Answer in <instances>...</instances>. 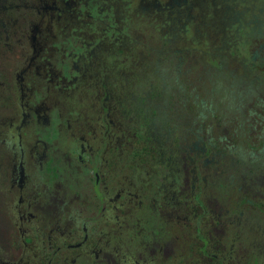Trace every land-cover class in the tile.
Wrapping results in <instances>:
<instances>
[{"label":"rangeland","instance_id":"1","mask_svg":"<svg viewBox=\"0 0 264 264\" xmlns=\"http://www.w3.org/2000/svg\"><path fill=\"white\" fill-rule=\"evenodd\" d=\"M0 2L3 5L0 38L10 45H22L23 58L14 76L16 90L18 79L23 76L35 51L33 35L38 26L48 22L53 27L57 23L60 25L53 30L57 38H52V43L48 45L62 47L52 55L51 61L58 58L70 60L75 71L72 75L75 76L65 81L55 79L51 87L64 91L57 92V108L64 119L77 118L73 123L77 127L67 131L69 137L62 142L52 144L53 141H50L47 150L54 159L62 156L63 151H71L74 145L71 134L75 133L78 135L76 144L84 145L80 156L86 160L83 164L87 169L92 154L95 151L99 153L106 144L125 158L138 147L133 135L136 132L147 135L160 151H165L162 158L168 163L169 110H184L186 90L188 94L202 92L207 100L212 97L211 92L216 96L221 90L227 91L225 105L234 110L239 97L234 79L244 71L252 74L244 64L252 61L253 56L257 59L264 57V0H67V4L63 5L67 12L61 13L59 19L54 10L55 0ZM69 47H75L73 53L67 51ZM66 53L68 57H65ZM232 54L239 56L237 60L240 61H235ZM54 69L56 74L58 70ZM38 70L33 69L34 72ZM39 72L43 71L40 69ZM228 75L231 76L229 79ZM257 76L254 71L251 77L255 79ZM188 79L190 84H187ZM218 79L223 82L219 83ZM106 93L110 97L104 107ZM7 97L0 81V106ZM208 101L205 100L204 105L211 108ZM18 113L13 118L0 116V171L5 172L4 176L1 175V184L10 191L18 189L21 179L18 165L20 152L15 139L21 123V107ZM258 121L260 123L261 120ZM176 124L181 126L180 121L172 118L170 125ZM44 128H29V132L39 130L47 133L49 128ZM108 132L111 136L107 137ZM24 134L28 135V132ZM60 134L64 135L63 128ZM252 141L255 144V139ZM205 143L196 144L197 151L204 152ZM24 147L28 148L25 144ZM215 148H218L217 143ZM38 152H42L41 146ZM109 157H113L112 151ZM103 158H106L105 154ZM205 163L208 165L210 161ZM123 165L122 172L111 176V182L126 192L117 190L121 193L114 198L116 201L109 203L104 217L97 214L96 204L79 203L57 216L59 220L55 224L46 219L45 223L50 228L55 226L47 239L37 214L29 218L28 213L34 212V209L28 208L29 212H26L25 202L16 196L10 204L9 213L18 229L15 246L19 250H16V255H20L15 260L12 257L3 259V264H46L52 251L49 242L56 243L54 248L59 242L79 241L87 219H90L87 223L88 245L81 251H63L60 264H90L91 260L92 264V258L98 256L103 248L113 252L112 247L116 245L120 248L115 254L129 258L125 264H136L130 261L136 249L133 242L119 237L126 236L127 231H141L136 214L140 212V218L146 214L138 205L140 199L128 194L135 191L130 184L135 181V162L126 160ZM148 169L149 166H146ZM30 177V184L42 186L35 171ZM167 187L168 182L165 181L155 191L158 189L161 198L168 197L166 201L169 204L173 202V194ZM225 197H229L225 190L221 197L210 195L213 205L209 204L210 214L203 219L198 209L192 213L184 208L174 210L171 209L173 203L168 209H157L153 213L156 214L153 226L162 238L168 237V260L161 263L157 256L148 264H207V253L218 254L221 257L219 264H236L239 258L243 264H264L262 224L257 226L252 222L243 226L238 217L239 210H243L240 202L235 203L234 197ZM50 203L53 204L52 201ZM260 204L264 205V200ZM227 205L234 209L230 214L227 213ZM39 207L43 211V206ZM120 207L128 211L126 216L120 217ZM235 209L239 210L232 216ZM126 219L127 226L124 227Z\"/></svg>","mask_w":264,"mask_h":264},{"label":"flooded vegetation","instance_id":"2","mask_svg":"<svg viewBox=\"0 0 264 264\" xmlns=\"http://www.w3.org/2000/svg\"><path fill=\"white\" fill-rule=\"evenodd\" d=\"M66 2L67 0H55L53 3L58 19L61 18V13L67 12V8L63 9ZM2 7L0 2L1 16ZM55 27L60 28V25L57 23ZM55 27L48 22L39 25L34 32L35 51L23 71V76L18 79L17 90L14 76L23 58L22 45L20 43L10 45L0 38L1 89L8 96L0 106V116L13 118L18 116L19 107L22 111L21 123L17 127L15 136L20 152L18 165L21 179L18 189L5 190L1 184V175L4 176L5 172L0 171V264H3V259L12 257V260H15L17 255H20V253L16 255L18 249L15 246L19 235L18 229L9 213L10 204L16 196H20L25 202L26 212H29L28 208L34 209V212L28 213L29 218L36 217L37 214L41 222L40 228L47 239L55 229L52 227L55 226L51 229L45 223L46 219L49 218L55 224L56 220H59L57 216L67 209L70 211L74 205L79 203L96 204L97 214L104 217L109 203L116 201L114 198L119 196L120 191L126 192L125 189H118L111 182V176L122 172L126 160L135 162L136 172L135 181L132 180L130 183L135 191L128 194L140 199L138 205L141 210H145L146 214L141 218L140 212L136 214L141 231L137 233L127 231L126 236L119 237L133 242L132 245L136 248L130 261L136 264H148L159 256L161 263H167L168 237L162 238L160 232L156 231L153 226L156 215L153 213H156L157 209L160 211L168 209L173 203L171 209L174 210L184 208L192 213L198 209V214L203 219L210 214L209 204L213 205L212 200H209L210 195L221 197L224 190L229 194V197L225 198L234 197L235 203L240 202V207H243V210L238 209L240 211L238 217L242 220L243 226H248L252 222L257 226L262 224L261 228L264 231V205L260 204V201L264 200V78L262 76L264 75V57L257 59L253 56L252 61L244 64L252 74L256 71L259 77L254 79L251 77L252 74L248 75L244 71L234 79V83L240 90H238L239 97L234 110L226 107L225 101H227L229 92L222 91L221 85L219 86L221 93L215 96L211 92L212 97L208 98L210 101L202 92L188 94L186 90L184 110L180 111L181 113L178 109L169 110L168 163L165 162L164 157L162 158L165 156V151H160L147 135L136 132L133 135H135V143L138 147L130 152V155L122 158L121 154H117L110 148V144H106L99 153L95 151L92 154V158L89 159V169H87L83 164L86 160L80 156V149H84V145L76 144L78 135L75 133L71 134L73 137L71 141L74 144L70 148L71 151H61L62 156L54 159L47 150L50 141H53L52 144L62 142L64 138L69 137L67 131L71 132L77 127L73 124L77 118L75 120L64 119L57 108L59 105L57 92L61 89L51 87L55 84V79L62 78L65 81L75 76L72 75L75 71H73V64L70 60L58 58L54 62L51 61L52 55L57 50L60 51L62 47L48 45L52 43V38H57L53 31ZM74 49L75 47H69L67 51L73 53ZM231 56L236 59L235 61H240L237 60L240 59L239 56L233 54ZM65 57H68L67 53ZM220 66L224 68L223 65ZM54 67L58 70L56 74ZM34 68L41 69L43 72L39 70L34 72ZM230 77L228 75L227 79ZM218 82L223 81L218 79ZM187 84H190L189 79ZM207 92L209 94V91ZM109 97L110 95L106 93L104 107L107 106ZM214 98L216 104H214ZM204 99L209 102L208 105H211V108L204 105ZM119 113L121 114V110ZM172 118L176 119V122L180 121L181 126L178 124L171 126ZM258 120H261L260 123ZM36 127L49 129L46 130L47 133L39 130L34 133L29 132V128ZM62 128L63 136L60 134ZM26 132L28 135L24 134ZM106 136L111 135L108 132ZM252 139H255V144ZM199 142H206L203 144L204 152L197 151L196 144ZM216 143L218 144L217 149L215 148ZM24 144L28 148L25 149ZM39 146L42 147V152H38ZM111 151L113 157H109ZM104 154L106 158H103ZM103 159L104 162H102ZM245 159L248 161L245 162ZM206 161L210 163L206 165ZM146 166H149L148 170ZM34 171L38 174L42 186L36 183L30 184V176ZM165 181L168 182V191L173 194V202L169 204L166 201L168 197L167 199H165L166 196L161 198L158 196L160 195L158 189L155 191L156 187H160ZM117 190L120 191L117 193ZM34 201L37 203L33 204ZM39 206H43V211ZM38 207L39 211L36 213ZM227 207V213L230 214V211L234 209L229 205ZM120 208L118 210L120 217L126 216L128 211L125 207ZM237 211L235 209L232 216ZM260 216L261 218L257 220ZM89 221L90 219H87L84 222L83 235L79 241L75 239L59 242L54 248L56 243L53 245L52 240L51 244L48 241L52 251L46 264H60V255L63 251L84 250L90 239L87 231ZM125 222H123L124 227L127 226V219ZM108 234L109 232L107 236ZM116 234L120 236L119 232ZM108 239L109 237L106 238ZM25 241L30 244L28 239ZM116 246L112 247L113 252H107V249L103 248L98 256L92 258V264H125L128 262V257L126 259L115 254V251L120 248ZM220 258L218 254L209 255L207 253L206 255L207 264H219ZM236 264H243L242 259L239 258Z\"/></svg>","mask_w":264,"mask_h":264}]
</instances>
